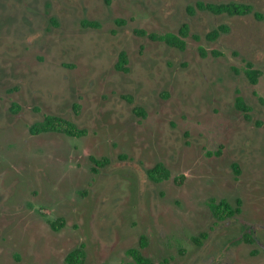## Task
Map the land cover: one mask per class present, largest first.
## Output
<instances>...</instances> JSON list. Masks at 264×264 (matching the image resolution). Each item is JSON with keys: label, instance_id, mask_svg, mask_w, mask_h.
Returning a JSON list of instances; mask_svg holds the SVG:
<instances>
[{"label": "rangeland", "instance_id": "rangeland-1", "mask_svg": "<svg viewBox=\"0 0 264 264\" xmlns=\"http://www.w3.org/2000/svg\"><path fill=\"white\" fill-rule=\"evenodd\" d=\"M200 1L230 0H0V264H67L79 246L84 264L135 261L131 248L156 264H264V0H235L262 18ZM185 23L198 37L184 50L149 35ZM47 113L87 133H31ZM158 162L170 178H150ZM212 197L240 210L219 220Z\"/></svg>", "mask_w": 264, "mask_h": 264}, {"label": "trees", "instance_id": "trees-1", "mask_svg": "<svg viewBox=\"0 0 264 264\" xmlns=\"http://www.w3.org/2000/svg\"><path fill=\"white\" fill-rule=\"evenodd\" d=\"M112 0H106L107 3H111ZM199 9H206L213 13L221 14L226 13L229 15H245V14H254L257 18H262L263 15L257 11L253 4L248 2H240L235 0L224 1V2H204L200 1L196 4ZM124 22V20H120ZM86 26H99L100 23L97 21L85 20L83 22ZM229 27L226 23L219 24L214 27L206 34V38L209 40H216L223 32L228 31ZM145 32V31H143ZM150 37L158 38L160 40L165 41L167 44L171 46H175L184 50L187 46V37L192 35L194 37H198L191 33L190 26L185 23L178 32L168 31L164 33H149ZM203 54L207 53L206 48H201ZM220 51L214 50L213 54H219ZM128 57L125 51H122L119 54V61L117 63V67L121 70H128L127 67ZM244 70L248 75L249 79L252 83L256 84L259 81L261 70L255 66V64L250 61H245ZM236 104L241 110L246 112V116H249L247 112L251 110V107L247 104L244 96L240 93L236 97ZM14 110H19L20 106L14 103ZM139 113L145 115L146 112L143 108H139ZM30 130L33 133H42L49 131H58L67 133L73 136H83L87 133L85 128H80L74 121L64 118L60 115L47 114L43 119L36 121L30 127ZM95 164L101 166L103 162L95 160ZM236 168V172H240L239 166L237 163H234ZM94 170L96 169L93 168ZM149 176L154 181H161L163 179H168L171 177L170 169L162 162H158L156 165L151 167L149 170ZM239 205H233L227 199L217 200L215 197L210 198L209 205L213 212V215L219 219L223 220L227 217L232 216L236 212L240 210V200H238ZM52 226L55 229H58L63 226L62 219H57L52 221ZM195 240L199 241L196 237ZM129 253L132 254L135 258V261H129L125 264H156L152 258L143 254V252L139 248H131ZM86 259V251L83 246L77 247L72 250L68 256L66 257L67 264H84Z\"/></svg>", "mask_w": 264, "mask_h": 264}, {"label": "flooded vegetation", "instance_id": "flooded-vegetation-1", "mask_svg": "<svg viewBox=\"0 0 264 264\" xmlns=\"http://www.w3.org/2000/svg\"><path fill=\"white\" fill-rule=\"evenodd\" d=\"M13 105H14V104H13ZM47 114H52V113H47ZM47 114H44V116L47 115ZM54 115H56V114H54ZM44 116H43V118H44ZM43 118H42V119H43ZM64 118H66V117H64ZM66 119H68V118H66ZM69 120H70V119H69ZM37 121H38V120H37ZM35 122H36V121H35ZM35 122H33V123H35ZM33 123H32V124H33ZM32 124H31V125H32ZM31 125H30V127H31ZM30 131H31V130H30ZM31 133H33V132L31 131ZM33 134H37V133H33ZM51 224H52V223H51ZM79 247H80V246H79ZM74 249H75V248H74ZM74 249H73V250H74ZM71 251H72V250H71ZM71 251H70V252H71ZM70 252H69V253H70ZM69 253H68V254H69ZM68 254H67V256H68ZM67 256H66V257H67Z\"/></svg>", "mask_w": 264, "mask_h": 264}]
</instances>
